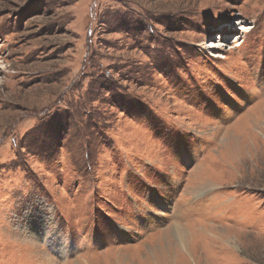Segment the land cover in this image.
<instances>
[{"label":"rangeland","instance_id":"rangeland-1","mask_svg":"<svg viewBox=\"0 0 264 264\" xmlns=\"http://www.w3.org/2000/svg\"><path fill=\"white\" fill-rule=\"evenodd\" d=\"M0 264H264V0H0Z\"/></svg>","mask_w":264,"mask_h":264},{"label":"bare ground","instance_id":"bare-ground-1","mask_svg":"<svg viewBox=\"0 0 264 264\" xmlns=\"http://www.w3.org/2000/svg\"><path fill=\"white\" fill-rule=\"evenodd\" d=\"M258 125V124H257Z\"/></svg>","mask_w":264,"mask_h":264}]
</instances>
